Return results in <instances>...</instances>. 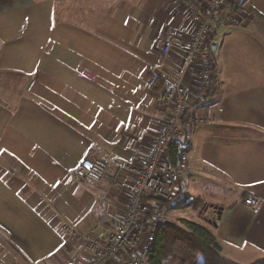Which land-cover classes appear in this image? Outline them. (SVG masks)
<instances>
[{
	"label": "crops",
	"instance_id": "crops-1",
	"mask_svg": "<svg viewBox=\"0 0 264 264\" xmlns=\"http://www.w3.org/2000/svg\"><path fill=\"white\" fill-rule=\"evenodd\" d=\"M166 28L177 48L163 54ZM196 30L182 0H0V264H85L80 236L104 241L124 222L134 176L120 165L148 160L167 121L160 93ZM207 46L218 87L201 96V57L183 75L200 122L176 197L194 209L179 216L192 211L225 257L251 264L264 260V0H227ZM86 158L107 162L102 180L76 175Z\"/></svg>",
	"mask_w": 264,
	"mask_h": 264
},
{
	"label": "built area",
	"instance_id": "built-area-1",
	"mask_svg": "<svg viewBox=\"0 0 264 264\" xmlns=\"http://www.w3.org/2000/svg\"><path fill=\"white\" fill-rule=\"evenodd\" d=\"M188 5L197 30L185 52V63L182 73L172 83L166 85L159 97V106L167 111V121L160 132L148 160L141 165L122 164L120 167L134 176L133 194L124 222L101 241L94 233L80 236L86 247L94 252L93 258L85 264H149V251L154 243L156 232L168 223L164 204L177 197L181 183L189 186V168L186 152L180 154L177 164L172 165L167 152L174 139L185 140L194 126L200 122L188 111L189 100L187 87L184 84V72L198 57L202 58L204 82L201 96L207 97L219 83L211 71V51L207 43L218 27L227 0H182ZM230 22L237 24L239 19L231 16ZM177 31L166 28L157 33L154 46L163 54L177 48ZM107 162L102 159L86 158L76 167L80 179L100 181L106 176ZM157 194L165 201L161 206L150 204L146 199ZM185 196H188L187 192ZM245 203L257 209L261 198L250 193ZM151 219V221H149ZM125 254L120 260L116 256Z\"/></svg>",
	"mask_w": 264,
	"mask_h": 264
},
{
	"label": "trees",
	"instance_id": "trees-1",
	"mask_svg": "<svg viewBox=\"0 0 264 264\" xmlns=\"http://www.w3.org/2000/svg\"><path fill=\"white\" fill-rule=\"evenodd\" d=\"M211 71L215 78L213 63ZM183 152H186L184 140H172L167 152L170 163L176 165ZM181 223L182 226L167 223L158 228L149 251V264H240L223 255L220 244L209 228L187 219H182ZM251 264H264V260Z\"/></svg>",
	"mask_w": 264,
	"mask_h": 264
},
{
	"label": "rangeland",
	"instance_id": "rangeland-1",
	"mask_svg": "<svg viewBox=\"0 0 264 264\" xmlns=\"http://www.w3.org/2000/svg\"><path fill=\"white\" fill-rule=\"evenodd\" d=\"M95 12H96V10L94 9L93 12H92V14H95ZM155 203H157V204H163V202H160V201H155ZM164 208H165V212L167 213V218H169L171 215H172V217H177L175 219L174 218H171V220L173 222H175V223H180V220H179L180 218L179 217H182V218L184 217L186 219L188 218L191 221H196V218L195 217L194 218L191 217V216H193L192 211L194 209V206L191 203V199H184V200L182 199L181 200V198H177V199H175L172 202L165 203L164 204ZM183 208H187V209L188 208L189 209L192 208L191 209L192 211L189 214L184 213L183 216H179V215H181L179 209H183Z\"/></svg>",
	"mask_w": 264,
	"mask_h": 264
},
{
	"label": "water",
	"instance_id": "water-1",
	"mask_svg": "<svg viewBox=\"0 0 264 264\" xmlns=\"http://www.w3.org/2000/svg\"><path fill=\"white\" fill-rule=\"evenodd\" d=\"M211 46H212L213 51H215V50H216V46H217V42H216V41L213 42V43L211 44ZM155 197L158 198V199L161 200V201H165V198H164L163 196L159 195V194H157ZM219 214H220V213H219ZM219 214H217V219L215 218V216H214V218H206L207 221H208V223H209V224H213L214 226H217V220L220 219ZM215 219H216V220H215Z\"/></svg>",
	"mask_w": 264,
	"mask_h": 264
}]
</instances>
